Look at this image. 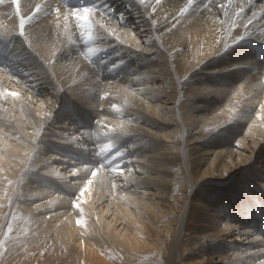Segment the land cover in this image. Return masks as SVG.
<instances>
[{
  "label": "bare ground",
  "instance_id": "6f19581e",
  "mask_svg": "<svg viewBox=\"0 0 264 264\" xmlns=\"http://www.w3.org/2000/svg\"><path fill=\"white\" fill-rule=\"evenodd\" d=\"M20 170L71 264H264V0H4L0 196Z\"/></svg>",
  "mask_w": 264,
  "mask_h": 264
},
{
  "label": "rangeland",
  "instance_id": "374dc122",
  "mask_svg": "<svg viewBox=\"0 0 264 264\" xmlns=\"http://www.w3.org/2000/svg\"><path fill=\"white\" fill-rule=\"evenodd\" d=\"M46 123H48L50 126H52V124H50L49 120L46 121ZM51 123H53V122H51ZM62 123H64L63 118L61 116H59L58 119H56L55 124H62ZM212 127L213 126L210 125L208 127V129H212ZM209 132L210 131H208L207 132L208 134L206 133L207 135L205 134V136L210 135L211 132L210 133ZM47 146H48V149L44 150L45 156L56 154L57 151L49 148L51 145L46 144V147ZM76 151L78 152V154H75V155L67 154L65 151L64 152L60 151L57 153L58 156H60V157L59 158L58 157L53 158L54 156H52L50 158V161L54 162V163L63 162L65 164L76 163L80 159L81 155L84 154L85 151H87V150L83 149L82 151H80L76 148ZM65 158L66 159L71 158L72 162H69V160H66V161L63 160ZM25 165H28V164L26 163ZM67 169L68 168H65L63 170H67ZM29 175H30V173H27L24 175V173L20 170L16 174L15 177H12L13 179L12 178L9 179V185H6L2 189L3 190L1 193L2 195L0 196V197H2V200H1V198H0V200L3 203V204L0 203L1 204L0 205V264H71V261L69 260V258H64V254H63L64 252L62 250V248L64 246H61V245L57 244L56 242H55L56 245L54 244V241L52 239H50V237L46 234V232L44 230L40 229L41 225L39 224V222L35 218H33L34 217L33 214L29 217V219L26 218V216H28L29 214H28V212H25L21 206L29 198L27 196L25 189L31 184H32V186H34L36 184V181H30L29 180V177H28ZM30 178L35 179L36 177L32 176ZM25 222H26V225H25ZM32 241H34L35 244H32L33 243ZM22 243H24V244H22ZM29 243H31V244H29ZM19 244H20V247L18 246ZM30 245H31V248H30ZM32 245H34V246H32ZM152 245L153 244L151 243L150 247L158 250L159 251L158 253H153V252H151V250H142L136 258L128 259L126 257H124V258L121 257L120 260L124 261V262H128L130 264H151L152 261L157 260L158 264H162V262L164 261V255H165L163 252H161L163 247L159 246L157 243L155 244V247ZM54 246L56 249L54 248ZM25 247H27V248H25ZM32 247H33L34 251L36 250L35 251L36 253H34V254H32L33 251H32V253L29 252L30 250H32ZM40 247L41 248L44 247L43 252L40 251V249H39ZM45 248H47L48 250ZM37 249H38V251H37ZM49 249H55V250H49ZM56 251L58 252V254L56 253ZM144 252H145V254H144ZM181 252H182V254H181ZM181 252L179 253L177 264H190L184 258V257H186V256H184L185 251L182 250ZM24 258H26V259H24ZM155 264H157V263H155Z\"/></svg>",
  "mask_w": 264,
  "mask_h": 264
},
{
  "label": "snow or ice",
  "instance_id": "6c2138e0",
  "mask_svg": "<svg viewBox=\"0 0 264 264\" xmlns=\"http://www.w3.org/2000/svg\"><path fill=\"white\" fill-rule=\"evenodd\" d=\"M3 2H4V0H0V4H2ZM190 2H191V0H190ZM13 3H17V5H18V0H13ZM39 10H40V9H39V6H37L36 11L33 12V16L36 15V13H38ZM56 11L59 12L58 9H57ZM91 11H92V9H90L89 7L74 8V9L71 10V15H72L77 21H84V20L87 19V16H88V14H89ZM181 11H182V12H183V11H187V9H182ZM66 15H67V14H66ZM27 19L30 20V19H32V17L30 16V17H28ZM26 22H27V21H26L23 17H21V19H20V27H21V29L24 28V25L26 24ZM235 41H236V40H234L233 43H235ZM228 46H229V45L225 44L224 47L227 48ZM117 155H120V154L117 153ZM93 175H95V172H93Z\"/></svg>",
  "mask_w": 264,
  "mask_h": 264
}]
</instances>
